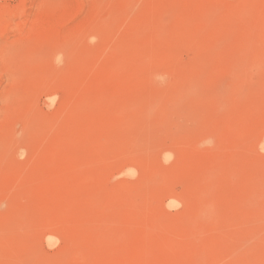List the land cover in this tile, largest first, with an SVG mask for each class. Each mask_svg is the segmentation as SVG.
<instances>
[{"label":"rangeland","instance_id":"rangeland-1","mask_svg":"<svg viewBox=\"0 0 264 264\" xmlns=\"http://www.w3.org/2000/svg\"><path fill=\"white\" fill-rule=\"evenodd\" d=\"M0 264H264V0H0Z\"/></svg>","mask_w":264,"mask_h":264}]
</instances>
